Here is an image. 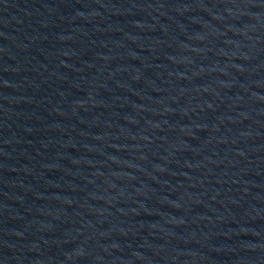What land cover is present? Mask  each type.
Returning a JSON list of instances; mask_svg holds the SVG:
<instances>
[{
	"label": "water",
	"instance_id": "obj_1",
	"mask_svg": "<svg viewBox=\"0 0 264 264\" xmlns=\"http://www.w3.org/2000/svg\"><path fill=\"white\" fill-rule=\"evenodd\" d=\"M235 0H0V264H19L99 147Z\"/></svg>",
	"mask_w": 264,
	"mask_h": 264
}]
</instances>
